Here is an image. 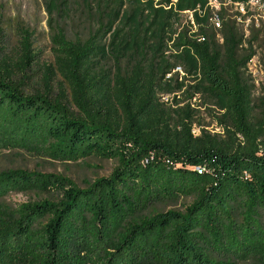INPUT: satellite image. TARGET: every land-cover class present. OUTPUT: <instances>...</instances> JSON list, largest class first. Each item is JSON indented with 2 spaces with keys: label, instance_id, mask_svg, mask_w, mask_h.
Returning <instances> with one entry per match:
<instances>
[{
  "label": "trees",
  "instance_id": "16d2710c",
  "mask_svg": "<svg viewBox=\"0 0 264 264\" xmlns=\"http://www.w3.org/2000/svg\"><path fill=\"white\" fill-rule=\"evenodd\" d=\"M44 1L41 89L16 78L37 62L30 44L13 64L0 45V150L118 165L86 188L0 171V264H264V82L255 100L256 51L225 15L251 0ZM73 11L85 38L57 22ZM202 101L221 132L198 122ZM12 192L47 197L13 208Z\"/></svg>",
  "mask_w": 264,
  "mask_h": 264
},
{
  "label": "rangeland",
  "instance_id": "374dc122",
  "mask_svg": "<svg viewBox=\"0 0 264 264\" xmlns=\"http://www.w3.org/2000/svg\"><path fill=\"white\" fill-rule=\"evenodd\" d=\"M211 5L215 10L221 7L217 1H212ZM225 12L226 18L231 20L240 34H244L248 39L247 48L252 45V49L256 51V55L249 63V73L255 81L254 98L257 100L262 94L264 82V5L260 2H251L242 9L237 3L227 2ZM190 18L191 15L187 14L186 20ZM57 22L65 29L70 39L85 38L88 34V24L79 12L73 11L65 18H58ZM214 22L218 28L217 18ZM53 34L44 0H0V45L3 46V57L11 64L19 61L26 43L30 44L32 54L36 55L37 62L32 71L16 77L17 80H22L30 92L42 88L44 67L54 62ZM56 92H59L58 87ZM211 108L212 106L203 103L199 108L197 120L207 130L213 133L221 132V128L211 115ZM195 131L199 133L198 125L195 126ZM117 165L115 160L88 158L78 162H61L23 150H0V171L25 169L62 175L70 178L81 188L88 187L97 178L110 175ZM46 197L45 194L12 192L5 198V202L15 208L21 203L43 201ZM192 200L182 198L175 203L157 205L151 210V214L171 209L184 211Z\"/></svg>",
  "mask_w": 264,
  "mask_h": 264
},
{
  "label": "built area",
  "instance_id": "2783aa9c",
  "mask_svg": "<svg viewBox=\"0 0 264 264\" xmlns=\"http://www.w3.org/2000/svg\"><path fill=\"white\" fill-rule=\"evenodd\" d=\"M251 2H256V1H255V0H251L250 3H251ZM239 5L242 7V9H244V7H245L244 4H239ZM197 169L200 171L201 168H200V167H197Z\"/></svg>",
  "mask_w": 264,
  "mask_h": 264
}]
</instances>
